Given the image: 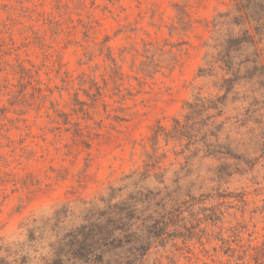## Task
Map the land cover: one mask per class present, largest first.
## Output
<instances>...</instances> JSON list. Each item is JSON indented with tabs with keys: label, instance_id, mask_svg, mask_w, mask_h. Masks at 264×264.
<instances>
[{
	"label": "rangeland",
	"instance_id": "obj_1",
	"mask_svg": "<svg viewBox=\"0 0 264 264\" xmlns=\"http://www.w3.org/2000/svg\"><path fill=\"white\" fill-rule=\"evenodd\" d=\"M232 4L0 0V258H38L91 206L137 191L178 212L144 264H239L264 241V102L244 101L248 86L217 119L230 156L149 141L222 95L197 71Z\"/></svg>",
	"mask_w": 264,
	"mask_h": 264
},
{
	"label": "trees",
	"instance_id": "obj_2",
	"mask_svg": "<svg viewBox=\"0 0 264 264\" xmlns=\"http://www.w3.org/2000/svg\"><path fill=\"white\" fill-rule=\"evenodd\" d=\"M179 15L183 23L181 18L187 15L182 10ZM209 24L211 36L204 47L210 51L197 76L214 79L213 87L222 95H197L184 104L182 120L174 119L170 130L157 126L149 139L154 153L160 141L166 145L173 141L185 143V147L201 143L206 156H230L218 150L217 134L223 123H217V119L223 114L224 101L248 86V95L242 99L264 102V0H233L232 7L218 13ZM151 196L156 195L137 191L114 202L115 197L110 195L102 200L103 209L91 206L81 224L55 235L38 258L25 254L11 261L0 258V264H144L146 254L168 229L170 218L178 215L166 204L152 210L150 207L156 204ZM29 238L33 241L31 235ZM239 261L264 264V241L243 250Z\"/></svg>",
	"mask_w": 264,
	"mask_h": 264
}]
</instances>
